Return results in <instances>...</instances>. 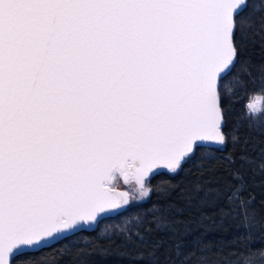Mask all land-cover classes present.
I'll return each instance as SVG.
<instances>
[{
    "label": "water",
    "instance_id": "1",
    "mask_svg": "<svg viewBox=\"0 0 264 264\" xmlns=\"http://www.w3.org/2000/svg\"><path fill=\"white\" fill-rule=\"evenodd\" d=\"M246 0H0V264L120 214L220 147Z\"/></svg>",
    "mask_w": 264,
    "mask_h": 264
},
{
    "label": "trees",
    "instance_id": "2",
    "mask_svg": "<svg viewBox=\"0 0 264 264\" xmlns=\"http://www.w3.org/2000/svg\"><path fill=\"white\" fill-rule=\"evenodd\" d=\"M235 15V60L218 82L220 147H194L175 172L148 179L143 201L11 264H264V0Z\"/></svg>",
    "mask_w": 264,
    "mask_h": 264
},
{
    "label": "rangeland",
    "instance_id": "3",
    "mask_svg": "<svg viewBox=\"0 0 264 264\" xmlns=\"http://www.w3.org/2000/svg\"><path fill=\"white\" fill-rule=\"evenodd\" d=\"M247 110L252 115L254 122L264 121V96L261 94L253 96L247 105ZM109 185L110 187L121 188L127 192L128 205L143 201V199L147 198L146 196L149 192L148 179L143 181L142 184H138L134 179L125 182L122 179V174L117 171L111 173Z\"/></svg>",
    "mask_w": 264,
    "mask_h": 264
}]
</instances>
